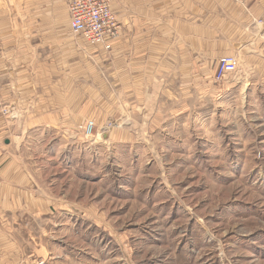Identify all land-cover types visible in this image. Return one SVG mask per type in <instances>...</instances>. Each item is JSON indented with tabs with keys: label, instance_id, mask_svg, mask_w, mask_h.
Returning <instances> with one entry per match:
<instances>
[{
	"label": "rangeland",
	"instance_id": "374dc122",
	"mask_svg": "<svg viewBox=\"0 0 264 264\" xmlns=\"http://www.w3.org/2000/svg\"><path fill=\"white\" fill-rule=\"evenodd\" d=\"M259 10L252 84L248 58L235 53L231 88L209 102L173 114L118 101L65 131H26L20 107L0 103L5 123L19 119L7 137L17 149L1 157L26 161L48 204L47 215L19 220L22 239L33 237V264H264Z\"/></svg>",
	"mask_w": 264,
	"mask_h": 264
},
{
	"label": "crops",
	"instance_id": "0c3cea01",
	"mask_svg": "<svg viewBox=\"0 0 264 264\" xmlns=\"http://www.w3.org/2000/svg\"><path fill=\"white\" fill-rule=\"evenodd\" d=\"M71 1L0 0V103L20 107L26 131H65L118 101L166 104L173 114L209 102L231 88L215 80L228 54H245L255 78L264 0H113L120 34L111 51L71 31ZM6 123L0 110V264H33V237L22 239L19 220L47 215L48 204L29 164L1 157L17 149Z\"/></svg>",
	"mask_w": 264,
	"mask_h": 264
},
{
	"label": "built area",
	"instance_id": "2783aa9c",
	"mask_svg": "<svg viewBox=\"0 0 264 264\" xmlns=\"http://www.w3.org/2000/svg\"><path fill=\"white\" fill-rule=\"evenodd\" d=\"M70 28L81 36L89 46H101L111 51L113 42L119 37L120 24L113 11V0H72L68 5ZM239 59L235 54L221 56L215 72V80L223 82L236 75ZM96 126L91 120L84 129L89 135ZM105 130L109 131V128Z\"/></svg>",
	"mask_w": 264,
	"mask_h": 264
},
{
	"label": "bare ground",
	"instance_id": "6f19581e",
	"mask_svg": "<svg viewBox=\"0 0 264 264\" xmlns=\"http://www.w3.org/2000/svg\"><path fill=\"white\" fill-rule=\"evenodd\" d=\"M97 139H98V140H101L100 138H97ZM98 140H97V141H98ZM101 142H102V141H101Z\"/></svg>",
	"mask_w": 264,
	"mask_h": 264
}]
</instances>
